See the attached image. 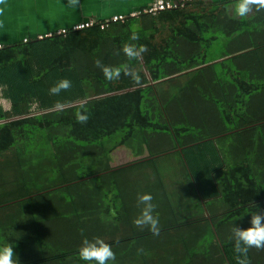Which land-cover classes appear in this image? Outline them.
Instances as JSON below:
<instances>
[{
  "label": "trees",
  "instance_id": "trees-1",
  "mask_svg": "<svg viewBox=\"0 0 264 264\" xmlns=\"http://www.w3.org/2000/svg\"><path fill=\"white\" fill-rule=\"evenodd\" d=\"M235 2L188 0L0 49V246L18 264H88L84 237L111 245L108 264H189L203 238L236 262L231 228L264 212V13L238 17ZM126 43L147 51L129 60ZM97 60L140 84L106 79ZM62 78L72 87L50 94ZM120 148L132 160L112 165ZM144 193L158 235L133 223Z\"/></svg>",
  "mask_w": 264,
  "mask_h": 264
},
{
  "label": "crops",
  "instance_id": "crops-1",
  "mask_svg": "<svg viewBox=\"0 0 264 264\" xmlns=\"http://www.w3.org/2000/svg\"><path fill=\"white\" fill-rule=\"evenodd\" d=\"M153 2L154 0H79L76 6H70L69 0H5L0 5L3 9L0 13V46H14L24 38L71 30L83 22L110 21L114 16H131L148 9ZM255 13L253 10L246 17L254 16ZM241 61V66L251 68L248 58ZM0 102L5 103L3 100ZM261 114L264 116V109ZM245 225L250 226L248 223ZM2 240L7 245V241ZM220 245L217 239L199 240L188 254L189 264H236L230 263L223 255ZM249 259L251 264H264V250L251 249Z\"/></svg>",
  "mask_w": 264,
  "mask_h": 264
},
{
  "label": "clouds",
  "instance_id": "clouds-1",
  "mask_svg": "<svg viewBox=\"0 0 264 264\" xmlns=\"http://www.w3.org/2000/svg\"><path fill=\"white\" fill-rule=\"evenodd\" d=\"M5 0H0V5H3ZM79 0H69L70 6H76ZM234 12L237 16L243 18L248 16L253 10L256 12L264 11V0H236L234 4ZM3 9L0 8V13ZM132 40H138L137 35L131 37ZM123 53L129 60L137 59L147 51L146 46L135 44H124ZM96 66L101 68L106 79H118L121 71L125 75L131 76L136 84H140L139 75L127 65L121 68H112L111 66L102 65L101 61L97 60ZM72 87V82L69 79L62 78L54 83L49 89L50 94L59 95L61 91H68ZM76 118L79 123H87L88 116L76 113ZM153 197L151 194H138L137 206H143L140 214L134 219L133 223L140 228H148L154 235L159 234V217L158 214L153 215L155 205L152 203ZM257 211L251 213L249 221L250 226L243 228L234 225L231 228L230 239L234 242L233 250L236 253V264H251L248 253L251 249L264 250V212H261L256 206ZM83 235V233H82ZM78 256L81 260L88 264H108L109 261H115L116 255L110 244L106 243L101 237H93L91 240L84 237L78 248ZM15 253L11 245L0 246V264H18V260L14 259Z\"/></svg>",
  "mask_w": 264,
  "mask_h": 264
},
{
  "label": "built area",
  "instance_id": "built-area-1",
  "mask_svg": "<svg viewBox=\"0 0 264 264\" xmlns=\"http://www.w3.org/2000/svg\"><path fill=\"white\" fill-rule=\"evenodd\" d=\"M188 1V0H154L153 4L148 8L145 9L141 12L138 13H134L131 16H137L140 13H147V14H155L157 12L160 11H164V10H169V9H174L177 7H181L184 5V3ZM124 18V16H114L112 17V19H110V21H100L99 23V27L101 29L105 28L106 23L108 22H117L120 21ZM94 22H83V23H79L77 25H75L72 30H82L88 27H91L93 25ZM69 30H62V33H66ZM1 48V46H0Z\"/></svg>",
  "mask_w": 264,
  "mask_h": 264
},
{
  "label": "rangeland",
  "instance_id": "rangeland-1",
  "mask_svg": "<svg viewBox=\"0 0 264 264\" xmlns=\"http://www.w3.org/2000/svg\"><path fill=\"white\" fill-rule=\"evenodd\" d=\"M53 34H56V35H59V34H64V33H62L61 31L60 32H56V33H53ZM52 33H48L47 35H39V36H37V37H35V39H41V38H43V37H49V36H52L53 35ZM22 41H26V38H24V39H22ZM2 48V47H1ZM0 48V49H1ZM261 99H263V97H261V96H259L258 98H254L253 100H251V102L254 104V106H253V104H251V107L253 108V107H260V101H261ZM1 100V99H0ZM259 101V104H257V102ZM263 101V100H262ZM234 102V101H233ZM232 102V103H233ZM0 103H4V102H0ZM4 108H6L7 107V103L5 102L4 103ZM8 107H9V105H8ZM263 114H259V115H257V118L259 117V116H262ZM3 137H5V135H3ZM0 139H1V144L3 145L5 142H6V140L7 139H5L4 141L2 140V138L0 137ZM4 139V138H3ZM112 158H113V161H112V165H118V164H123V163H125V162H128L129 160H132V157H131V155L129 154V152L126 150V149H124V148H120V149H118L117 151H114L113 153H112ZM240 227H242V226H240ZM244 228H247V226L245 225L244 226Z\"/></svg>",
  "mask_w": 264,
  "mask_h": 264
}]
</instances>
